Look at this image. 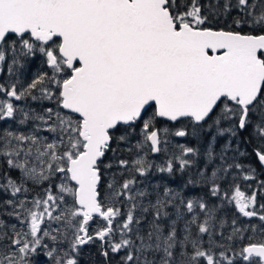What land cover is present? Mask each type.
<instances>
[{"label":"snow or ice","instance_id":"snow-or-ice-1","mask_svg":"<svg viewBox=\"0 0 264 264\" xmlns=\"http://www.w3.org/2000/svg\"><path fill=\"white\" fill-rule=\"evenodd\" d=\"M0 66V264H264V0H0Z\"/></svg>","mask_w":264,"mask_h":264},{"label":"trees","instance_id":"trees-1","mask_svg":"<svg viewBox=\"0 0 264 264\" xmlns=\"http://www.w3.org/2000/svg\"><path fill=\"white\" fill-rule=\"evenodd\" d=\"M0 68L3 69L2 71H0V77H6L7 76L6 67L0 66ZM39 68H40L39 60H35L31 64H29L27 68L23 70L22 72V75H21L22 83L26 84L27 82H29L32 76L39 70ZM30 103L33 104V107L38 106L35 104V102H30ZM177 140L179 142H185L183 140H180V138H177ZM221 143H223V141H221ZM156 183H161V184L167 183L169 187L177 188L178 186L182 184V181L178 177H167L165 179H162L160 174L154 173L152 176L148 178V180L145 182V185H143L148 188V191L150 193H152L148 198L144 200L145 205H147L148 200H151L153 202L155 201V193L152 191L151 186ZM40 191L41 189L35 188L32 190V192L29 195L30 196L35 195L37 192H40ZM191 194L192 193H189V195ZM259 203H264V198H261L259 200ZM227 215L230 219L231 212H228ZM0 218L6 221L12 222V223H16L15 220H9L7 216H0ZM152 219H153V216L151 212L144 214V219L142 220V225H141L143 231L145 232L147 231L149 223L152 221ZM167 222H168L167 220L164 221L165 224H167ZM252 222L257 223L256 220H253ZM93 227H95V225H93ZM178 227H182V223L178 224ZM97 248H98V245L85 246L82 252L81 259H80V264H103V258L98 255ZM36 260H37V264H49L48 258L44 256L43 254L39 255L36 258Z\"/></svg>","mask_w":264,"mask_h":264}]
</instances>
